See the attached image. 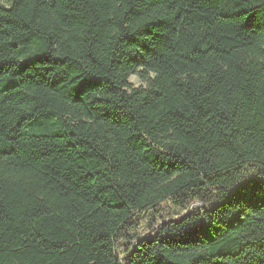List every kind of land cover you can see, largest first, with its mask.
<instances>
[{
  "label": "trees",
  "instance_id": "1",
  "mask_svg": "<svg viewBox=\"0 0 264 264\" xmlns=\"http://www.w3.org/2000/svg\"><path fill=\"white\" fill-rule=\"evenodd\" d=\"M0 264H264V0L0 4Z\"/></svg>",
  "mask_w": 264,
  "mask_h": 264
},
{
  "label": "rangeland",
  "instance_id": "2",
  "mask_svg": "<svg viewBox=\"0 0 264 264\" xmlns=\"http://www.w3.org/2000/svg\"><path fill=\"white\" fill-rule=\"evenodd\" d=\"M10 1L11 0H0V4L3 6H8ZM129 82L132 83L134 87L145 86L143 81L138 76L130 77Z\"/></svg>",
  "mask_w": 264,
  "mask_h": 264
}]
</instances>
